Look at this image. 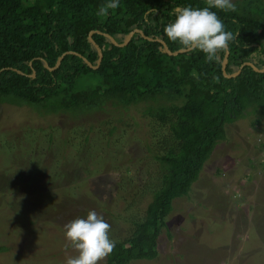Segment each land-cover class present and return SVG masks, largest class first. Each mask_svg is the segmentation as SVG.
<instances>
[{
    "label": "trees",
    "instance_id": "trees-1",
    "mask_svg": "<svg viewBox=\"0 0 264 264\" xmlns=\"http://www.w3.org/2000/svg\"><path fill=\"white\" fill-rule=\"evenodd\" d=\"M106 0H0V104L31 108L38 116H71L82 119L110 110H127L146 105L143 116L154 122L148 146L159 163L158 181L146 184L141 199L151 202L142 219H131L129 234L116 241L105 264H131L158 259V246L176 200L189 197L217 147L227 140V128L248 116H257L252 125L264 122V73L245 66L236 78L222 71L226 53L206 62L199 51L170 57L182 50L168 41L163 29L174 21L177 7L203 8L205 0H120V7L105 17L96 12ZM235 12L217 9L226 30L238 33L229 43L227 75L250 63L264 69V1L242 0ZM121 48L105 35L123 44ZM92 34V42L89 40ZM91 69L76 53L96 66ZM21 74H20V73ZM35 74V78L31 76ZM91 75L94 84L79 89L82 77ZM114 119L100 126L82 123L88 129L79 140H64V148L93 142L109 144L116 130ZM118 122L123 123V119ZM108 126L107 132L102 126ZM77 129V127L75 128ZM74 129V130H75ZM73 130V131H74ZM264 147V145H263ZM76 160V158H75ZM14 181H19V176ZM64 172L65 182L75 178ZM2 177V176H1ZM0 177V178H1ZM0 191L13 192L15 182L3 176ZM17 186V184H15ZM1 252L3 250L0 249Z\"/></svg>",
    "mask_w": 264,
    "mask_h": 264
},
{
    "label": "rangeland",
    "instance_id": "rangeland-1",
    "mask_svg": "<svg viewBox=\"0 0 264 264\" xmlns=\"http://www.w3.org/2000/svg\"><path fill=\"white\" fill-rule=\"evenodd\" d=\"M94 81L82 77L79 89ZM145 106L78 120L0 104V185L3 176L17 184L9 187L13 192L0 191V264H65L76 253L64 248L63 226L86 218L89 210L110 224L112 240L128 236L131 221L142 219L151 202L148 195L140 198L144 187L159 176V163L148 150L157 143L155 124L143 116ZM256 117L228 126L227 140L189 197L175 201L158 259L131 264H264V122L253 127ZM111 119L116 130L109 144L93 142L79 152L64 148L65 139L79 140L90 126L82 123L99 127ZM64 172L76 177L72 184Z\"/></svg>",
    "mask_w": 264,
    "mask_h": 264
},
{
    "label": "clouds",
    "instance_id": "clouds-1",
    "mask_svg": "<svg viewBox=\"0 0 264 264\" xmlns=\"http://www.w3.org/2000/svg\"><path fill=\"white\" fill-rule=\"evenodd\" d=\"M206 6L195 8L190 5L177 7L174 21L164 29L168 41L178 44L182 50L199 51L206 62L219 60L220 53L229 51V43L237 39L226 30L223 21L212 9L235 12L233 0H205ZM120 7V0H106L99 6L96 15L107 17ZM64 248L76 254L68 256L65 264H101L114 250L116 241L109 236L110 224L95 210H89L86 218H75L63 226Z\"/></svg>",
    "mask_w": 264,
    "mask_h": 264
},
{
    "label": "water",
    "instance_id": "water-1",
    "mask_svg": "<svg viewBox=\"0 0 264 264\" xmlns=\"http://www.w3.org/2000/svg\"><path fill=\"white\" fill-rule=\"evenodd\" d=\"M135 34H141L143 37H144V35L142 34V32L141 31H139V30H136V31H133V32H131L129 35H128V37H127V39L124 41V43L123 44H118L112 37H110L109 35H105L106 36V38L107 39H109L110 41H111V43L113 44V45H115V46H117V47H121V48H123V47H125V46H127L130 42H131V40H132V38L134 37V35ZM92 34H90V37H89V40L92 42ZM161 44H162V46H163V52H164V54H167L168 56H170V57H173V56H178V55H180V54H183V53H188V52H191V51H189V50H180V51H177V52H171L170 50H169V48L167 47V45L163 42V41H161V40H158ZM96 49H97V51H98V55H99V59H98V62H97V64H96V66H93L88 60H86L85 58H83L81 55H79V54H76V53H66V54H64L63 56H61L60 57V59L58 60V62H57V64H56V66L54 67V68H49V66L48 65H46V68L49 70V71H55V70H57L59 67H60V65H61V63H62V61H63V59L67 56V55H75V56H78L79 58H82L84 61H85V63L91 68V69H93V70H98L99 68H100V66H101V63H102V60H103V53H102V50L98 47V46H96ZM229 56H230V52L228 51L226 54H225V57H224V60H223V63H222V71H223V74L227 77V78H236L237 76H239L240 74H241V71H242V69L245 67V66H251V67H253V69L255 70V72H258V73H264V69L263 70H259V69H257V68H255L252 64H250V63H246V64H244L242 67H241V69L237 72V73H235V74H233V75H227L226 74V68H227V65H228V60H229ZM20 73V72H19ZM1 74V73H0ZM21 74V73H20ZM35 74H33L31 77L32 78H35Z\"/></svg>",
    "mask_w": 264,
    "mask_h": 264
}]
</instances>
